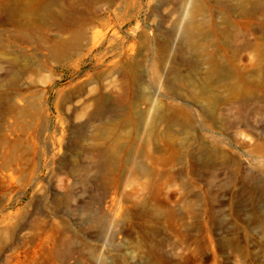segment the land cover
<instances>
[{
  "label": "rangeland",
  "instance_id": "374dc122",
  "mask_svg": "<svg viewBox=\"0 0 264 264\" xmlns=\"http://www.w3.org/2000/svg\"><path fill=\"white\" fill-rule=\"evenodd\" d=\"M27 1L0 0V11H21ZM41 1V11L48 5L98 18L81 47L56 57L51 44L69 31L48 25L23 39L0 25V95H18L10 114L0 108L8 163L0 172V264H264V0L245 4L246 18L236 16V0H198L218 40L206 52L219 51L216 61L235 68L246 88L232 98L218 87L215 114L186 97L181 81L206 67L201 51L181 40L190 0ZM165 83L184 96L165 97ZM150 94L165 108H187L193 119L176 122L182 136L163 153L156 149L166 141L155 142L137 118ZM97 95L133 122L129 148L113 168L99 166L91 139L104 116ZM28 102L36 115L20 114ZM137 128L145 133L136 135ZM192 136L206 167L188 156Z\"/></svg>",
  "mask_w": 264,
  "mask_h": 264
},
{
  "label": "bare ground",
  "instance_id": "6f19581e",
  "mask_svg": "<svg viewBox=\"0 0 264 264\" xmlns=\"http://www.w3.org/2000/svg\"><path fill=\"white\" fill-rule=\"evenodd\" d=\"M236 1L238 2L239 7V11L237 13L238 15L236 16L240 18L249 17L251 15V11H245L244 6L245 4L250 3L252 0ZM41 2V0H28L24 4V8L21 9V11H0V25L12 28L15 34L19 33L23 39L30 37L29 31L39 32L48 25L58 26L63 32L69 31L68 37L60 36L53 45L51 44L49 50V55L51 57H56L60 54H66L74 47V50L79 46L81 47L80 42L84 38L83 32H86L88 29L93 27L98 15L93 11H91L87 16H75L73 14H69L68 11H47L48 5H46L45 10L43 9V11H41ZM205 8V5L200 4L198 0H190L185 9V11H187V18L184 19V23L183 26H181L180 31L182 33L181 40L185 42L187 47L191 48L193 51L195 50L196 52L201 51L206 67L201 71V75L197 72L196 76L183 80L181 79V81L187 87L186 97H190L192 102L196 104H210L211 113L215 114L219 108V103L214 98L215 90L218 87L224 86V89L232 98H236L240 94L245 93L246 88L242 81L241 75L238 74L235 68L232 71L228 67H223L216 61L217 54H220L219 51L214 50V52L211 53L206 52V49L210 46H215L218 40L214 31L212 33L209 32V30L211 31V29H214V27H212L210 21L207 19ZM229 13L231 14L232 12L229 11ZM77 19L79 21L81 20V25L84 28L83 30H76L75 24ZM14 38L16 37L14 36ZM220 49L222 52H224L225 58L232 62L234 53L228 46V43H222L220 45ZM131 50H133V48ZM77 52L78 51H76V54ZM133 55L131 53L124 57V61L129 62ZM159 78L160 77L158 76V79ZM12 83H15V81L13 80ZM260 84L261 80L258 79L256 85L259 86ZM164 90L166 94L165 97L168 96L175 100L181 98L180 95L182 94L173 93L171 88L166 83ZM125 94L126 93H122L120 95L119 99L121 101L125 100ZM17 96L18 95L15 94H6L5 96L0 95V108L2 105H4L3 107H7V112L10 114L15 110V107L12 105V103ZM110 100L111 99L105 95H97L94 97V103L101 110L105 117L102 116L104 117L102 118L100 116L99 126L94 130L91 139L95 142V146L100 147L99 166L113 168L117 165L120 155L129 148V139L131 138V127L133 122L131 119H129L128 113L122 112L120 110V106L118 104H112L109 107L108 104L110 103ZM142 104L145 106L146 111L143 114L137 116V118L145 119L146 126H149L147 135H150V137L154 138L155 142L162 138L166 141L165 147L164 144L162 146L158 145L159 147L157 146L156 150L160 153H163L165 149L167 150L166 145L168 147L175 145L176 140L174 138H179L182 136V134L175 129L177 126L176 122L181 118L186 119L187 121L193 120L191 112L187 108L182 106H171L170 108H165L153 94L141 98L140 105L142 106ZM37 109L38 108L34 103L28 102L23 110L21 109L19 112L23 115H36ZM201 113V118L206 120L207 115L202 110ZM161 126H165L166 128L159 135L158 128H161ZM144 133L145 129H136V135L142 136ZM5 134V131L0 128V144H4V146L6 144ZM192 141L194 142L195 146L194 148L192 147L193 149L190 153H188V156L194 161V166L199 164L201 167H206L207 162L201 161L198 158V152L202 147L200 146L197 138L194 136L189 137L185 141L186 145L190 147L191 144H193ZM5 153L7 152L2 150L0 151L1 173L8 167V163L5 162ZM168 162L169 160L166 161V163ZM258 234L259 246L264 248V214L261 215L260 219L258 220Z\"/></svg>",
  "mask_w": 264,
  "mask_h": 264
}]
</instances>
